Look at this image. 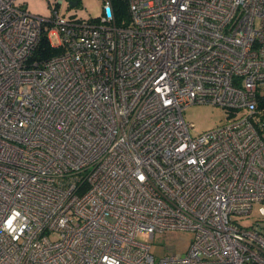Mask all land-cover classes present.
Segmentation results:
<instances>
[{"label": "built area", "instance_id": "built-area-1", "mask_svg": "<svg viewBox=\"0 0 264 264\" xmlns=\"http://www.w3.org/2000/svg\"><path fill=\"white\" fill-rule=\"evenodd\" d=\"M66 1L0 0V264H264V0ZM193 103L241 113L193 135ZM166 229L195 237L156 261Z\"/></svg>", "mask_w": 264, "mask_h": 264}, {"label": "rangeland", "instance_id": "rangeland-1", "mask_svg": "<svg viewBox=\"0 0 264 264\" xmlns=\"http://www.w3.org/2000/svg\"><path fill=\"white\" fill-rule=\"evenodd\" d=\"M23 7L31 13L41 16H50L51 7L57 0H17ZM68 1V0H67ZM67 1L60 5L58 10L64 15L72 14L79 19L96 18L102 12L103 0H78L76 6L66 7ZM55 42L54 37H51ZM237 111V110H236ZM241 113H233L232 110L211 103H193L183 110V117L187 123L193 124L191 133L206 131L215 128L227 120L237 117ZM242 226H249L256 220L264 221V204L254 203L249 214L237 217ZM195 237L194 231L187 229H166L156 231L152 238L145 233H139L137 239L150 245V253L156 261L159 258L171 255L173 253L184 255Z\"/></svg>", "mask_w": 264, "mask_h": 264}, {"label": "trees", "instance_id": "trees-1", "mask_svg": "<svg viewBox=\"0 0 264 264\" xmlns=\"http://www.w3.org/2000/svg\"><path fill=\"white\" fill-rule=\"evenodd\" d=\"M113 8L115 11L117 23H120L123 19L127 20V9L125 0H113ZM62 50L63 48L60 46L51 45L47 37V33L44 32L40 37L37 47L31 55V59L38 61L46 60L57 54H60ZM261 105L264 106V101H262ZM261 129L262 132H264V128Z\"/></svg>", "mask_w": 264, "mask_h": 264}, {"label": "water", "instance_id": "water-1", "mask_svg": "<svg viewBox=\"0 0 264 264\" xmlns=\"http://www.w3.org/2000/svg\"><path fill=\"white\" fill-rule=\"evenodd\" d=\"M70 6H76L78 4V0H68Z\"/></svg>", "mask_w": 264, "mask_h": 264}]
</instances>
